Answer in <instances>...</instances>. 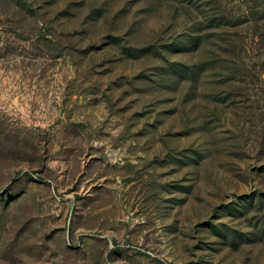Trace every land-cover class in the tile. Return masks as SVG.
<instances>
[{
    "label": "rangeland",
    "instance_id": "rangeland-1",
    "mask_svg": "<svg viewBox=\"0 0 264 264\" xmlns=\"http://www.w3.org/2000/svg\"><path fill=\"white\" fill-rule=\"evenodd\" d=\"M0 264H264V0H0Z\"/></svg>",
    "mask_w": 264,
    "mask_h": 264
}]
</instances>
